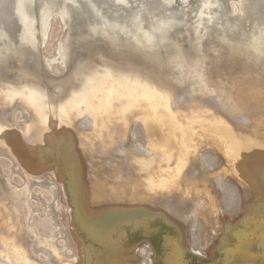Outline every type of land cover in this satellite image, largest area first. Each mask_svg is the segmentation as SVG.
<instances>
[{"label":"bare ground","instance_id":"bare-ground-1","mask_svg":"<svg viewBox=\"0 0 264 264\" xmlns=\"http://www.w3.org/2000/svg\"><path fill=\"white\" fill-rule=\"evenodd\" d=\"M113 1L124 5L127 2ZM231 1L236 12L239 0ZM54 2L45 0L39 10L43 41ZM163 2L169 4L172 0ZM213 4L211 0L203 1L198 25L203 16L213 18L209 10ZM12 8L20 24V36L33 45L38 33L32 27L27 0H13ZM67 11L63 3L62 19ZM156 22L159 39L164 40L166 20L157 18ZM101 24L109 37L113 27H119L116 21L109 24L107 19ZM131 24L135 28L133 37L143 49L151 51L158 46L159 39L143 26L139 15L132 17ZM263 36L264 29H260L247 42L253 53L262 52ZM176 52L155 62L153 69L138 63L119 66L99 61L98 57H91L98 55L96 52L78 63L74 80L71 78L73 81L65 84L64 95L55 99L36 82L39 75L33 68L31 73L21 71L16 78L12 75V81L5 76L0 79V107L9 105L5 112L0 109V156L6 151L4 147L12 155L8 172H2L0 165V252L5 257L16 264H119L107 259L114 250L128 246L135 235L143 237L159 230L162 263L188 264L183 257L185 244L204 254V242L211 243L223 230L217 246L220 255L211 264H264V202L254 203L256 195L264 196L254 176L260 172L264 176V148L240 134L237 124L242 122L235 125L225 118L229 115L246 121V100L264 97V83L235 87L233 82L227 85L223 81L227 75L222 79L217 72V84L209 83L201 61L189 63ZM59 53L61 58L55 54L46 56L52 71H61L65 65V54ZM9 73L12 71L7 69L6 76ZM125 79L150 87L108 82ZM203 98L211 99L218 110ZM142 101L148 108L143 109ZM25 109L31 111L27 112L26 128L14 125V114ZM30 128L34 131L25 135V129ZM215 142L225 148L227 160L233 163L231 170L243 190L222 172L220 157L212 150ZM96 147L111 165L108 170L97 167L95 175L107 174L119 181L113 192H108V206V200L98 203L97 186L80 173L87 150ZM19 168L29 175L21 181L14 177ZM181 180L185 183L181 184ZM59 181L70 207L64 204ZM35 186L51 194V200H45L42 211H38L50 223L49 234L39 231L33 222ZM182 189L188 196L175 198ZM244 200L246 207L239 222L229 224V228L217 225L220 211L234 217ZM165 213L174 220L168 222ZM158 221L165 224L163 230L156 227ZM173 224L177 226L172 227ZM178 230L182 237L177 235ZM149 250L143 242L126 258L137 264H150Z\"/></svg>","mask_w":264,"mask_h":264},{"label":"rangeland","instance_id":"rangeland-1","mask_svg":"<svg viewBox=\"0 0 264 264\" xmlns=\"http://www.w3.org/2000/svg\"><path fill=\"white\" fill-rule=\"evenodd\" d=\"M44 1L45 0H27L28 10L32 15V27L34 31L38 33L37 41L32 45L27 39L20 36V24L13 14V0H0V51H2L0 52L2 55V57L0 55L1 80L3 76H5V79L12 81V75L16 78L17 74H21V71L31 73L33 68L39 75L35 77L36 82L47 90L50 98H61L67 88L65 84H69L74 80L73 72L77 68L78 63L82 59H87L86 57L89 55L91 56V54L98 53V51L102 50L100 54L98 53V55H92L91 57L96 56L99 61H109L119 66L128 64L129 62V64L138 63L143 67L146 65L150 69H153L155 62L158 60L166 59L168 54L170 55L177 51L183 60L189 63L201 61L209 83L215 81L217 84L216 72L220 74L219 76L222 79L227 75V78L225 77L223 81L226 82L227 85L233 82L235 87L246 86L247 83L248 85L254 86H257V83H264V36L261 47L262 52L260 54L253 53L249 43H247L250 42L249 39H251L252 34L258 33L260 29H264V0H239L238 10L236 9V12L232 10L234 8L232 7L231 0H211L214 4L211 5L209 10L212 12L213 18L208 20L206 16H203L200 25L197 24L196 20L204 0H186L185 2L182 0H172L169 4L164 3L163 0H126L127 2L125 5L124 3L114 2L113 0H55L50 11L45 39L46 42L42 40L39 12ZM63 3L68 7V11L62 19L60 9ZM95 8L100 9V12H97ZM136 15H139V19L142 21L143 26L152 31L158 39L161 37V34L157 31L156 20L157 18L166 20L164 31L166 38L164 40L159 39L158 46L151 51L143 49L139 43H137L136 38L133 37L135 28L131 24V20L132 17ZM242 16L243 18L244 16L246 17V19L244 18L245 21ZM103 19H107L109 24L116 21L119 26L113 27L114 30L111 32L110 37L102 30L103 27L101 22ZM121 25H124V27L121 28ZM91 31L96 32L92 33ZM196 32L199 36L195 34ZM235 34L237 37H235ZM222 35L226 38H230L226 39L224 36L222 37ZM59 51L65 54V65L61 71H57L56 68L52 71L46 64V56L55 54L57 58H61ZM7 69L12 71V73L6 76L5 72ZM71 78H73V80H71ZM108 82H127L131 85L142 84L148 86L146 83L144 84L140 81L134 82L128 79L119 82ZM155 89H157V87ZM233 92V95L237 98L238 93L235 88ZM198 98L200 99L201 97L198 96L197 99ZM203 99L207 102L211 101V99ZM21 102L22 100H20V103ZM212 103L208 104L210 107H214L215 110H218L214 102ZM246 104L247 107H249L246 110V112L249 113L245 115L246 121L243 122L240 120V117L235 119L229 115H226L225 118L228 122L235 125L242 122L241 124H237L239 127L236 126L240 134L249 137L252 141H258L260 143L258 146L264 148V114L261 113L264 112V97L257 101L246 100ZM142 107L143 109L148 108L145 101H142ZM8 108L9 105L7 104L0 107L2 112H5ZM23 112L17 111L14 114L13 123L14 125L26 128L25 126L29 119V113L27 112L31 111L25 109ZM47 125L50 126V128H54V124L50 125L48 123ZM87 126L88 124L85 123L84 127ZM80 128L82 129L83 127L81 126ZM25 131H27L25 135H28L34 131V128L25 129ZM199 133H201V131ZM203 136L209 138V134L207 133H203ZM213 147V152H216L220 157L219 165H223L222 172L226 173V175L243 190L239 178L231 170L233 163L227 160L225 148L217 142L213 144ZM96 148L97 149H92L93 151H91V149L87 150L89 154L84 158L85 161L80 163V173L84 175L87 182L97 186L98 203L101 204L104 200H108L107 205H105L108 206L111 201L109 200L111 198L108 192H113L115 187L118 186L117 183L119 181L114 180V178L107 174H103V176L101 174L95 175L98 169L97 167L100 166L101 168L104 167V169H107L111 165L107 164L108 157L102 154L101 149L99 147ZM3 149L6 151L4 150L5 152L0 156L1 171L8 172L10 170L12 155L7 153L8 149L6 147ZM51 165L55 166L56 164L51 163ZM15 169L17 168H14V171ZM83 170L84 173H82ZM27 176L29 175L22 169L16 171L14 174V177L19 181ZM254 176L257 178L255 181L261 188V191H264V176H261V172L259 174L255 173ZM82 180L83 178L81 179V183L83 182ZM59 182L62 187L64 204L70 207L66 193L63 190L62 182ZM1 183L2 180H0V185ZM184 183L185 182L181 180V184ZM82 186V196H85V185L82 184ZM253 186L255 187V185ZM35 187L36 192L34 193L32 204L36 212L33 217V222L36 224L39 231L49 234L51 231L50 223L46 218L39 216L38 211H42L45 200H51V194L48 190L40 189V186ZM177 193H181V195L179 196ZM186 196H188V194H184L182 189L176 192L174 197L184 198ZM252 198L253 196H250L248 199L250 203ZM245 200L243 206L240 207L241 211L234 217L228 216L226 213L220 211L217 225H226L227 228L229 224L234 225L239 222L243 217V212L246 207ZM258 201L264 202V196L256 195V201L254 203ZM250 203L247 208L250 206ZM70 211L69 209V212ZM257 212L260 211L257 210ZM166 215L165 213V216ZM167 216L166 220L168 222L174 220L172 218L169 220V216ZM176 224L178 225V223ZM177 225L173 224L172 227ZM164 226L165 224L161 221H158L156 224V227H160L161 230L165 228ZM180 230L175 232L182 237V232ZM160 232L161 231L157 230L152 235L149 234L143 237L135 235L128 246L121 245V247L114 250L112 252L113 255L111 254V257L109 255L107 259L111 262L113 260L114 263L119 264H137L135 261L129 260L126 257L137 251L139 245L141 246L144 242L150 249L149 255L152 257V262L150 264H163L160 258L162 254L160 251L161 241H159ZM222 232L223 230L219 232L218 236L211 243H208V241L204 242V254L202 253L201 255H199L197 251L191 250L189 246L184 243L185 255L183 257L187 260V263L200 264L201 261L199 262L195 259L197 256H201L207 259V261L215 259V250L217 246H219L218 244H220ZM185 256H189L190 260ZM122 258H124V260ZM37 259L39 260V258ZM0 264H16V262L13 261V259L5 257L4 253L0 252ZM81 264L83 263L81 262Z\"/></svg>","mask_w":264,"mask_h":264},{"label":"water","instance_id":"water-1","mask_svg":"<svg viewBox=\"0 0 264 264\" xmlns=\"http://www.w3.org/2000/svg\"><path fill=\"white\" fill-rule=\"evenodd\" d=\"M229 228V227H228ZM131 241H132V239H131ZM131 241H129V242H131ZM219 249H218V247H217V249L215 250V256H216V258L215 259H217L218 257H219V255H220V252L218 251ZM198 253V252H197ZM199 255H201V253H198ZM185 255V254H184ZM183 255V256H184ZM185 257H187L188 258V260H190V258H189V256H185ZM197 261H201V263L200 264H207V263H209V264H211V263H213V261H215V259H211V260H209V261H207V259H204L203 257H201V256H197L196 258H195Z\"/></svg>","mask_w":264,"mask_h":264}]
</instances>
